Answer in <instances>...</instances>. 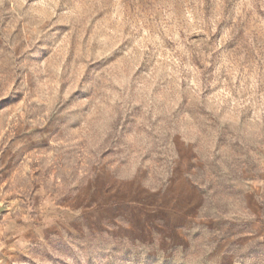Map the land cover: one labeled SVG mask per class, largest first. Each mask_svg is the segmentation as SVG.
Segmentation results:
<instances>
[{
    "label": "rangeland",
    "instance_id": "rangeland-1",
    "mask_svg": "<svg viewBox=\"0 0 264 264\" xmlns=\"http://www.w3.org/2000/svg\"><path fill=\"white\" fill-rule=\"evenodd\" d=\"M0 264H264V0H0Z\"/></svg>",
    "mask_w": 264,
    "mask_h": 264
}]
</instances>
